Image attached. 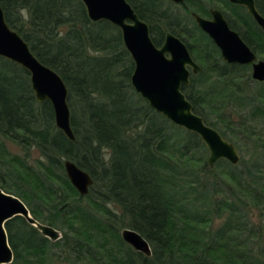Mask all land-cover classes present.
Masks as SVG:
<instances>
[{"label":"trees","instance_id":"16d2710c","mask_svg":"<svg viewBox=\"0 0 264 264\" xmlns=\"http://www.w3.org/2000/svg\"><path fill=\"white\" fill-rule=\"evenodd\" d=\"M127 1L148 23L156 46L166 28L181 37L174 26H168L171 15L160 10V0H154L155 4ZM256 1L264 14V0ZM0 5L8 25L42 63L64 80L75 135L71 141L56 128L49 101L38 104L28 72L0 57V136L26 149L39 150L44 158L37 162L41 174L25 169L37 185L44 187V180L52 178L64 187L60 191L45 183L49 184L45 186V199L33 201L28 196L35 194L33 189L26 190L24 198L20 192H11L0 175L1 189L21 198L37 221L63 233L59 240L49 242L22 216H14L5 223L14 254L8 264L37 260L47 264L53 255L51 249L68 264H264L263 166L247 167L243 173L236 165L218 160L217 166L224 164L218 178L234 190L229 198L220 200L213 194L205 195L211 192L209 186L203 183L198 187L191 170L207 175L216 164L209 167L204 157L193 155L204 145L198 135L169 122L133 90L130 76L134 65L116 26L104 20L91 21L81 0H0ZM22 8L28 9L30 21L22 19ZM239 8L229 6L230 17L234 14L241 19ZM197 10L207 12L202 7ZM230 17H226L229 23L239 30ZM181 39L192 48L191 43ZM208 72L215 78L210 77L207 90L195 87L193 77L191 84L182 88L194 112L214 127L202 108L221 110L217 120L231 128L239 127L238 131L228 129L236 138L234 145L239 140L251 144L252 153L264 163V95L250 96L243 86L246 81H241L228 65L212 66ZM72 94L80 104L71 99ZM231 101L250 104L252 117L260 118L263 125L256 129L245 120L227 118L222 110ZM74 103L78 119L71 113ZM170 127L186 135L173 141ZM219 133L227 139L225 132ZM105 147L111 150L110 166L102 159L101 149ZM6 151L0 140V154L7 155ZM14 158L0 161L4 173ZM63 159L75 162L93 178L85 196L77 193L65 172H57L58 167L63 170ZM97 185L103 191H95ZM250 205L260 210L257 222L244 214ZM124 228L142 235L151 254L145 255L125 243L120 236Z\"/></svg>","mask_w":264,"mask_h":264},{"label":"water","instance_id":"95a60500","mask_svg":"<svg viewBox=\"0 0 264 264\" xmlns=\"http://www.w3.org/2000/svg\"><path fill=\"white\" fill-rule=\"evenodd\" d=\"M181 4L185 0H170ZM244 5L263 29L264 17L255 8L252 0H229ZM91 21L104 20L116 26L121 33L123 45L133 61L130 84L133 90L156 112L169 122L198 135L206 146V163L212 167L219 159L231 165L239 162L235 145L221 136L212 126L205 123L202 116L193 110L192 103L182 91L188 85L187 66L197 72L199 66L193 61L186 44L171 32H166L161 46H156L149 32V25L142 20L127 0H81ZM211 18L192 13L197 26L214 41L222 58L227 62L250 63L255 55L230 29L226 19L218 9H211ZM0 57L16 63L29 74L30 86L37 102L49 101L54 115V124L69 140L75 135L70 122L68 88L62 77L52 68L42 63L31 51L28 43L12 29L5 20L0 5ZM252 77L264 81V61L253 65ZM63 168L70 184L80 196L88 194L93 185L90 173L75 162L63 159ZM22 216L36 227L41 235L51 241L61 235L56 228L40 223L31 216L26 204L17 196L0 188V264L11 263L14 254L8 242L5 223L14 216ZM121 239L134 250L151 254L148 241L137 231L124 228Z\"/></svg>","mask_w":264,"mask_h":264},{"label":"rangeland","instance_id":"374dc122","mask_svg":"<svg viewBox=\"0 0 264 264\" xmlns=\"http://www.w3.org/2000/svg\"><path fill=\"white\" fill-rule=\"evenodd\" d=\"M148 4L152 3L155 4L154 0H145ZM161 4H160V10H165L167 11L171 16L168 18L171 22L170 25L168 26H174L176 32L185 39V41H187L188 43H191L193 45V56L196 59L197 63L201 66L202 70L200 73L198 74H193L192 77L194 79V81L196 80V85L195 87L199 88V90L201 91H205L207 90L208 86L210 85L211 81H210V77L215 78L213 74H210L209 72L207 73L208 69L210 68V64L213 61H218L217 63H219V56L217 54V52L214 49V46H212V44L210 43V41L197 29L196 24L194 22V20L191 17V12H196L198 14H200V12L197 10V8L202 7V8H210V7H216L220 10H225L222 7L221 1L220 0H187L185 1V3L181 4V5H177L172 3L170 0H160ZM157 10H159V8H157ZM175 24H178L177 26H175ZM164 28H166L167 26H163ZM165 31H170V29L166 28L164 30ZM264 43V42H263ZM214 50V51H213ZM208 52V57L205 59L204 56L206 53ZM201 57H199V56ZM264 54L262 53V55L260 56V58H263ZM234 69H232L236 76L240 77L243 74V70L241 68L238 67H233ZM121 70V68H120ZM242 81V80H241ZM248 87L246 88L251 95L250 96H255L256 98H259L260 93L262 94V96L264 95V84H257L254 83L252 81H249V85H247ZM243 87V86H242ZM134 95V94H133ZM92 96L94 98H96V94H92ZM91 96V97H92ZM252 96V97H253ZM135 97H137L135 95ZM208 97V95H207ZM71 99H74L78 104H80L79 101L76 100V96H74L72 94ZM40 104V103H38ZM251 110L252 107L250 104L247 105H240L234 101L229 102L224 110L223 113L226 114L227 118H233V121H247L250 122L252 125L255 126V128H259L261 127L262 124V120L260 118H253L251 115ZM202 112L206 115L207 119L209 120V122H211L212 124H214L215 126L213 128H215L216 130H218L219 132H225L227 135V139L229 142L236 143V138L234 137L233 139V135L232 132L229 131L228 129L232 130V131H238L239 127L234 128L232 126L228 127L226 122H222L216 119V115H219L221 110H219L218 112L216 111H211L208 107H204L202 108ZM71 113H73L74 118H79V111L77 108V105L74 103L72 105V109H71ZM180 128V127H179ZM169 133H170V138L174 141L175 139H182L186 134L185 131H182L180 129L174 128V127H170L169 128ZM230 138V139H229ZM0 140L3 142L4 146L6 147L7 151L5 152L7 155L1 153L0 154V161L2 162V159L4 160H8V158L10 159L11 157H15L10 163V166L6 167V170L8 171L7 173H4V167H2V165H0V175L2 177H4L6 180L5 181V186H9L11 187V192H20L21 195L25 198L26 194L25 191L26 190H31L33 191V193H35L34 195H28L29 197L32 198V200L37 201V200H41L43 201V199H45L43 196L44 193L47 192V187L49 184L45 183H51V185L53 187H57V189H59L60 191L62 190V187L60 183H58L56 180L49 178L48 180H44V187H42L41 185H37L36 181H34V177L33 176H29L27 174H31L30 172L34 171V173H40V168L39 165L37 164V162H43L44 158L41 157L39 150L36 147H30L28 149H26L25 147H23L22 145L18 144L17 142L0 136ZM238 154H239V162L236 164L237 169L243 171V173L247 172V167L248 168H253L255 166H260V167H264V163H262V158H260V156L258 157V155H254L252 152L253 150H251V144H243V142H238V145L235 146ZM104 149L102 150L103 154H107L104 152ZM196 157V155L198 156H202L204 157V159H207L208 157V151L207 148L203 145L198 147L197 149H195V151H193ZM191 165V164H190ZM25 166V167H24ZM223 165H218L217 163L214 166L213 170L210 171V174L204 175L198 173V171L195 172V170H191L192 174H193V179L196 181V184L198 183V187H200V185H203V183H207L206 185L209 186L208 189L212 192H204L205 195H212L213 198H217L218 200L222 199L223 197L229 198L230 192L232 190H234V187L232 185H226L229 184L227 182L222 181L221 179H219L218 177H220V174L218 172H220L221 170H223ZM235 166V165H234ZM23 167V168H22ZM29 168V171L25 170L26 168ZM99 171V170H97ZM57 172L59 174H62L64 171L58 167ZM27 176H26V175ZM25 175V176H24ZM66 175V174H65ZM210 175V176H209ZM215 175V179L213 180ZM24 177H26V179H24ZM67 177V176H66ZM191 177V176H190ZM205 177V179H204ZM244 178V176H243ZM13 180H16L17 183L13 184L14 182H12ZM68 179V178H67ZM202 184H201V183ZM214 185H212L213 183ZM64 188V187H63ZM75 189V188H74ZM103 191L102 188L100 186L97 185V188L95 186V191ZM201 191V189H200ZM78 193V192H77ZM21 199V198H20ZM31 200V199H30ZM31 200V201H32ZM86 199L84 198L82 201L84 203ZM27 206V205H26ZM110 207H112L111 205H109ZM260 210L252 205H250L248 207V209L244 210V214L247 215L252 221L257 222L259 220V216H260ZM31 214V213H30ZM32 216V215H31ZM215 223L219 222V220L215 219L214 221ZM53 227V226H52ZM59 230V229H57ZM60 235L62 236V231L59 230ZM43 236V235H42ZM45 237V236H44ZM47 238V237H46ZM61 238V237H60ZM59 238V239H60ZM48 241L50 242L51 240L48 238ZM54 242V241H53ZM50 247V245L48 246ZM51 254H53L52 256L49 257L47 264H68L65 261H63L60 258V254L58 253L57 250L55 249H51L50 250ZM34 258H31L30 260H32ZM29 264H40L37 260V262L33 261Z\"/></svg>","mask_w":264,"mask_h":264},{"label":"flooded vegetation","instance_id":"af4514ba","mask_svg":"<svg viewBox=\"0 0 264 264\" xmlns=\"http://www.w3.org/2000/svg\"><path fill=\"white\" fill-rule=\"evenodd\" d=\"M185 1H187V0H185ZM185 1L183 3H185ZM220 1H221V4H222L223 9H225V10H220V9H218L216 7H210V8H207L206 14H201L200 13L199 15H201V16H203V17H205V18L208 19V18H211V13H210L211 9H213V8L218 9L222 13V15L224 16V18L226 19V21H227L230 29L236 31L238 33L239 37L241 38V40L244 42V44H246L249 47V49L251 50V52H253V54L255 55V60H253L250 63H238V62H227V61H225L222 58L221 53H220V50L216 46V44L214 43V41L208 36V34H206L204 31H202L197 26V24L195 23L196 26H197V28H198V30L210 41V43L212 44V46H214V49H215V51L217 52V54L219 56V63L220 64L217 63L218 58H217V61H216V59H215V61L212 60V62L210 64L211 66H210L209 69H211L212 66H220L221 65V66L224 67V64L229 66V70L234 69L233 67L241 68L243 70L242 71L243 74L240 77H241V80L242 81H246V82H244L245 84L243 85L245 87V89L247 88V86H245V85L247 83H249V81H252V82L257 83V84H261V83L264 84V81L263 80H258V79H255V78L252 77L254 63H257L259 61H262V62L264 61V57L263 58H260V56L262 55V53L264 54V43H263L264 42V32H263V29L257 24V22H255V20L252 17V15L249 12H247L248 10H247V8L244 5L232 3L229 0H220ZM252 1H254V5H255V8L258 11V13L262 17H264V14L262 13V11H260L261 9H260L257 1L256 0H252ZM183 3H181V4H183ZM174 4H176V3H174ZM181 4H177V5H181ZM232 5H234L236 7H240L239 10H238V12H241V14H242V16H241L242 18L240 17L241 19H238V18L234 17L233 16L234 14L231 15V17H230V14L231 13L229 12V6H232ZM192 13L193 12H191V17H192ZM228 16L230 17L229 19L231 21H233L234 23H238L239 30L235 29L229 23L228 19L226 18ZM192 19L194 20L193 17H192ZM149 32H150V30H149ZM166 32H171V31H165L163 33V36H161V39H160V45H158V46H161L163 44V42L165 40V34H166ZM174 35H176V34H174ZM176 36L181 39V37H179L178 35H176ZM182 41L184 42V40H182ZM186 46L188 48V51H189V53H190L193 61L199 66V69H198L197 72H194L192 67L187 66V69L189 71V81H190V83L188 85H184L183 84L182 85V88L183 87H188L191 84L192 75L193 74H198L202 70L201 66L197 63L196 59L193 56V53H194L193 52V49H192L193 48V45H192V48H190L187 44H186ZM205 55L202 56V57H204L206 59L208 56L205 57ZM199 57H201V56H199ZM247 85H249V84H247ZM219 160H221V159H219ZM216 162H215V164H216Z\"/></svg>","mask_w":264,"mask_h":264},{"label":"clouds","instance_id":"9594fccd","mask_svg":"<svg viewBox=\"0 0 264 264\" xmlns=\"http://www.w3.org/2000/svg\"><path fill=\"white\" fill-rule=\"evenodd\" d=\"M20 15L25 22H28L31 19L30 13H29L28 9H26V8L20 9ZM104 152L107 154L105 155L102 153V159L104 160L106 165L110 166V164H111V150L108 149L107 147H105Z\"/></svg>","mask_w":264,"mask_h":264}]
</instances>
